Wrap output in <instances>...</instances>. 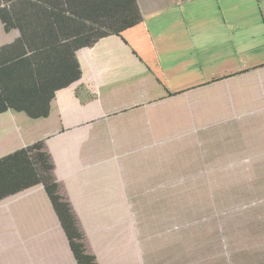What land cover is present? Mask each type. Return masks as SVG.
<instances>
[{
  "label": "crops",
  "instance_id": "1",
  "mask_svg": "<svg viewBox=\"0 0 264 264\" xmlns=\"http://www.w3.org/2000/svg\"><path fill=\"white\" fill-rule=\"evenodd\" d=\"M192 1L137 0L171 94L120 36L82 46L60 1H16L19 26L0 19V90L48 105L0 112V157L44 141L97 264H194L174 213L207 182L188 178L216 160L264 167L259 135L240 133L264 110V0H221L222 17L184 15ZM0 264H78L42 184L0 199Z\"/></svg>",
  "mask_w": 264,
  "mask_h": 264
},
{
  "label": "rangeland",
  "instance_id": "2",
  "mask_svg": "<svg viewBox=\"0 0 264 264\" xmlns=\"http://www.w3.org/2000/svg\"><path fill=\"white\" fill-rule=\"evenodd\" d=\"M201 1H192L183 14L222 17L234 11L232 5L226 9L221 0ZM260 94L264 97V90ZM257 115L256 120H244L240 133L244 138L259 135L256 154L260 157L264 156V110ZM214 163L216 167L188 178L207 183L196 184L200 189L186 196L193 205L186 209L188 214L175 210L174 225H184L187 231H175L174 240L188 236L189 246L192 243L195 249L194 264H264V167H218L222 162Z\"/></svg>",
  "mask_w": 264,
  "mask_h": 264
},
{
  "label": "trees",
  "instance_id": "3",
  "mask_svg": "<svg viewBox=\"0 0 264 264\" xmlns=\"http://www.w3.org/2000/svg\"><path fill=\"white\" fill-rule=\"evenodd\" d=\"M16 1L27 0H0V19L6 29L18 24L11 20L13 3ZM55 1L61 2V9H66L73 17L82 19V46H90L109 34L120 36L168 91L137 0ZM78 41L77 39V43ZM76 71L75 78H78L80 76L78 65ZM168 93L171 94L170 91ZM8 108H24L32 117L45 116L48 113V105H45L42 112H34L29 110L27 105L13 104L5 91L0 90V112ZM35 184L44 186L78 264H97L95 256L87 251L84 231L54 175V164L43 140L35 141L0 157V199Z\"/></svg>",
  "mask_w": 264,
  "mask_h": 264
}]
</instances>
